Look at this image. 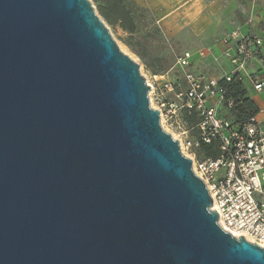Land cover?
Segmentation results:
<instances>
[{
  "label": "water",
  "instance_id": "1",
  "mask_svg": "<svg viewBox=\"0 0 264 264\" xmlns=\"http://www.w3.org/2000/svg\"><path fill=\"white\" fill-rule=\"evenodd\" d=\"M90 0H0V264H264L224 231Z\"/></svg>",
  "mask_w": 264,
  "mask_h": 264
},
{
  "label": "built area",
  "instance_id": "2",
  "mask_svg": "<svg viewBox=\"0 0 264 264\" xmlns=\"http://www.w3.org/2000/svg\"><path fill=\"white\" fill-rule=\"evenodd\" d=\"M253 22V15L248 16L249 31L237 27L216 41L222 45L220 57L231 65L224 75L188 71L191 53L186 52L175 64L183 79L174 77L172 67L146 77V82L163 129L179 141L183 153L189 152L194 172L205 181L219 225L264 247V126L258 115L235 123L230 109L236 103L230 99L227 104V88L221 83L236 78L248 89L264 91V37L252 30ZM208 51L201 49L200 54ZM256 62L261 67L250 70ZM203 143H216L218 155L199 156Z\"/></svg>",
  "mask_w": 264,
  "mask_h": 264
},
{
  "label": "rangeland",
  "instance_id": "3",
  "mask_svg": "<svg viewBox=\"0 0 264 264\" xmlns=\"http://www.w3.org/2000/svg\"><path fill=\"white\" fill-rule=\"evenodd\" d=\"M90 1L95 5L97 14L101 16L121 51L139 63L140 72L145 77L151 78L154 74L163 73L173 67L174 77L183 79V70L175 64L186 52L191 53V57L193 53L195 54L194 60L186 68L188 71L195 73L203 71L210 74L219 71L218 59L211 61L212 58L208 56L212 55L206 56L208 52L200 54V50L206 49L204 47L211 44L214 37L200 40L187 14L164 19L174 0H144L145 5L139 4L138 0H128L127 8L133 15V31L128 30L125 23H112L106 20L99 10L102 0ZM209 52H212V49ZM188 154L186 150L184 155ZM198 155H204V151L200 149Z\"/></svg>",
  "mask_w": 264,
  "mask_h": 264
},
{
  "label": "crops",
  "instance_id": "4",
  "mask_svg": "<svg viewBox=\"0 0 264 264\" xmlns=\"http://www.w3.org/2000/svg\"><path fill=\"white\" fill-rule=\"evenodd\" d=\"M138 2L141 5L146 4L144 0H138ZM186 14L190 17V23L200 40H209L214 37L211 44L204 48L212 49V52L208 51L206 54V56L212 55L208 56L212 58L211 61H217V59L219 61V71L213 73L216 76H222L231 69L230 62L220 57L222 45L216 44V41L226 32L237 27L249 31L251 26L247 25L246 20L248 16L253 15L252 30L264 37V0H174L173 4H170L164 19L178 18ZM194 55L193 53L191 63L195 58ZM260 67V63L256 62L251 64L249 69L254 70ZM249 95L259 108L257 115L264 126V91L256 92L249 85Z\"/></svg>",
  "mask_w": 264,
  "mask_h": 264
},
{
  "label": "trees",
  "instance_id": "5",
  "mask_svg": "<svg viewBox=\"0 0 264 264\" xmlns=\"http://www.w3.org/2000/svg\"><path fill=\"white\" fill-rule=\"evenodd\" d=\"M127 1L128 0H102L99 4V10L106 20L108 19L112 23H125L124 25L128 30L133 31V15H131V10L127 8ZM221 83L227 88V104L230 99L234 100L236 103L230 109L235 123L244 122L258 114L259 108L249 95V89L244 82L234 78L228 82L223 80ZM190 121L195 122L194 118H190ZM201 146L205 156L215 157L218 155L216 143H203Z\"/></svg>",
  "mask_w": 264,
  "mask_h": 264
}]
</instances>
